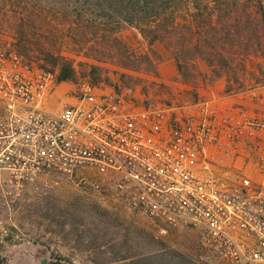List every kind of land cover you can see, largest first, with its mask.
I'll use <instances>...</instances> for the list:
<instances>
[{"label":"built area","instance_id":"2783aa9c","mask_svg":"<svg viewBox=\"0 0 264 264\" xmlns=\"http://www.w3.org/2000/svg\"><path fill=\"white\" fill-rule=\"evenodd\" d=\"M57 84L0 42V192L103 185L163 230H197L206 264H264V118L228 126L207 106L181 114L129 87Z\"/></svg>","mask_w":264,"mask_h":264},{"label":"rangeland","instance_id":"374dc122","mask_svg":"<svg viewBox=\"0 0 264 264\" xmlns=\"http://www.w3.org/2000/svg\"><path fill=\"white\" fill-rule=\"evenodd\" d=\"M90 3L0 0V42L10 41L29 64L54 74L58 91L72 92L83 83L129 87L146 106L181 114L207 106L215 120L228 126L264 118L262 23L254 37L241 33L249 42L217 75L211 62L191 51L182 56L186 63L181 77L166 43L148 45L115 13ZM145 54L153 67L139 65ZM64 64L71 66L74 77L59 81ZM220 79L222 88L216 83ZM228 87L235 90L228 93L231 97L222 92ZM7 193L0 192V264H206L197 230H163L117 204L103 185Z\"/></svg>","mask_w":264,"mask_h":264},{"label":"trees","instance_id":"16d2710c","mask_svg":"<svg viewBox=\"0 0 264 264\" xmlns=\"http://www.w3.org/2000/svg\"><path fill=\"white\" fill-rule=\"evenodd\" d=\"M91 4L93 8L115 13L121 22L138 30L148 45L166 43L172 48L181 77L186 63L182 56L187 52L193 51L211 62L210 67L217 75V69L230 65L232 54L249 42L247 36L242 39V32H251L254 37L258 23L264 29V0H92ZM139 57V65L154 66L147 54ZM73 77L71 66L62 65L58 80ZM234 91L226 88L227 93Z\"/></svg>","mask_w":264,"mask_h":264},{"label":"crops","instance_id":"0c3cea01","mask_svg":"<svg viewBox=\"0 0 264 264\" xmlns=\"http://www.w3.org/2000/svg\"><path fill=\"white\" fill-rule=\"evenodd\" d=\"M216 83L218 84V86L220 85V88H222L223 86H224V83H223V80H218V81H216ZM222 92H223V94L225 95V96H228V97H231L232 95L231 94H228V93H226L225 91H224V88H223V90H222ZM239 94H236V95H234V96H238Z\"/></svg>","mask_w":264,"mask_h":264}]
</instances>
